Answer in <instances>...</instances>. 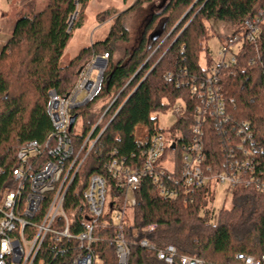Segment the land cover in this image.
Listing matches in <instances>:
<instances>
[{"label": "trees", "instance_id": "trees-1", "mask_svg": "<svg viewBox=\"0 0 264 264\" xmlns=\"http://www.w3.org/2000/svg\"><path fill=\"white\" fill-rule=\"evenodd\" d=\"M90 0H48L39 11L17 18L10 37L0 50V191L11 187V172L17 167L16 153L21 145L34 140L44 142L54 127L47 114L48 93L66 96L75 85L78 70L99 52L110 57L103 71L97 93L70 113L76 120L69 131L74 152L86 142L78 161L84 156L64 197L63 209L68 216L71 234L84 230L88 216L84 192L92 174L102 175L108 185L113 179L106 164L113 158L127 166H141L144 146L135 141L136 126L142 124L148 136L162 130L154 113L172 108L176 121L171 137L189 132L193 101L190 77L206 73L199 55L207 50L210 36L205 20L230 24L233 35H241L244 20L264 7V0H167L145 18L140 34L125 58L111 60L115 46L127 42L129 32L122 17L152 0H134L111 20L103 40L82 47L65 61V50L72 32L83 25L85 7ZM128 0H121L124 4ZM77 21L70 27L69 19ZM99 15H95V18ZM106 18L100 19V22ZM254 41L241 37L236 62L222 72L223 94L229 116L246 122L261 148L259 166L264 172V20ZM157 33V35H155ZM181 101L175 112L174 103ZM219 140V134L209 131ZM179 139V140H178ZM90 147V149H89ZM212 154L221 157L218 144ZM228 208L214 210V186L199 189L191 198L162 197L152 179L141 177L132 217L125 229L129 254L124 264H166L156 252L168 244L178 254L202 259L207 264H226L237 252L264 254V194L242 186L228 188ZM109 214L97 218L90 248L100 264H120L116 254L115 229ZM105 222V223H103ZM146 239L154 246L140 245ZM79 242L46 239L34 264H70Z\"/></svg>", "mask_w": 264, "mask_h": 264}, {"label": "built area", "instance_id": "built-area-1", "mask_svg": "<svg viewBox=\"0 0 264 264\" xmlns=\"http://www.w3.org/2000/svg\"><path fill=\"white\" fill-rule=\"evenodd\" d=\"M262 20L264 7L244 20L241 35L254 41ZM241 35L232 34L221 44L205 74L190 77L193 110L188 134L176 135L182 141L172 137L167 139L162 131L148 136L146 128L142 133L135 129V141L144 146L141 166H127L123 160L113 158L106 164L113 185H108L100 174L89 177L88 188L83 194L88 216L83 219L84 230L75 235L69 231L63 201L85 157L77 163L83 145L88 142L91 147L94 141L87 136L74 152L69 135L70 111L87 103L97 93L106 67L102 61L107 54L97 55L80 68L78 79L66 96L60 97L51 90L47 114L54 131L44 142L34 139L21 145L16 153L18 165L11 172L12 186L0 191V264H34L47 238L53 242L70 238L79 242L70 264H100L90 242L97 218L105 214H109L115 229L118 262L124 264L129 254L125 236L126 212L136 204L144 176L152 179L160 196L168 198L189 199L195 191L217 183L226 184L228 188H252L264 194V172L259 166L261 148L249 124L235 122L229 116L223 94L222 72L236 62V52L231 51L229 45L241 42ZM209 131L219 134L218 143L209 136ZM216 144L221 148L219 158L211 152ZM107 189L114 192L108 203ZM129 192L131 197L128 199ZM139 243L154 249L146 239ZM156 255L166 264H207L200 258L180 256L172 244L159 249ZM38 262L43 264V259ZM226 264H264V254L237 252Z\"/></svg>", "mask_w": 264, "mask_h": 264}, {"label": "rangeland", "instance_id": "rangeland-1", "mask_svg": "<svg viewBox=\"0 0 264 264\" xmlns=\"http://www.w3.org/2000/svg\"><path fill=\"white\" fill-rule=\"evenodd\" d=\"M48 0H0V23L8 20H15L25 15L33 14L41 10L47 3ZM165 1V0H164ZM163 0H152L148 2H143L140 6L136 7L124 17H122V23L128 30V41L119 42L113 51L111 60L114 62L119 58H125V51L130 50V48L135 44L140 31L142 24L145 18L148 17V14L152 10H157L159 4H164ZM133 0H128L126 3H122L121 0H90L85 7V19L83 25L80 28H76L72 32V37L68 43V46L65 50L64 60L67 61L85 44L103 40L107 35L108 28L110 26L111 20L114 19L117 14L122 10L126 9ZM164 2V3H162ZM158 11V10H157ZM99 15L95 18V15ZM104 21L100 22L102 18ZM76 14L72 15L69 19L70 27L74 21H77ZM208 27V33L210 36L206 40L207 50L202 51L199 55V64L205 66L206 58H213L219 52L222 43L227 41L228 37H231L233 34L234 28L227 24L226 22L210 19L205 20L204 22ZM100 26L99 28H97ZM240 45L239 41H236L229 45V48L233 52L238 51ZM230 51H228L229 53ZM103 52H99V56L103 55ZM110 57H107L103 60L107 64ZM82 97H80L81 99ZM181 105L182 102L176 101L174 103V108ZM157 116V125L162 130L165 138H170L172 135L171 127L176 121V114L172 108L166 110H161L154 113ZM76 129L80 128V119L76 120L75 123ZM139 132H143L142 128L137 129ZM114 192L110 189H107L106 193V202L112 200ZM131 197V193H128V199ZM231 202V195L227 191L226 184L217 183L214 185V199L211 203V208L214 210V216L212 222H216L217 213L222 208H228ZM127 224L130 223L132 217V209L129 207L127 209Z\"/></svg>", "mask_w": 264, "mask_h": 264}, {"label": "crops", "instance_id": "crops-1", "mask_svg": "<svg viewBox=\"0 0 264 264\" xmlns=\"http://www.w3.org/2000/svg\"><path fill=\"white\" fill-rule=\"evenodd\" d=\"M134 1V0H133ZM15 21H16V19L15 20H11V22L10 21H8V20H6V21H4V22H2V23H0V50H1V48L3 47V45L5 44V42L8 40V38L10 37V35H11V32H12V30H13V28H14V24H15ZM100 26H98L97 28H99ZM93 42V41H92ZM92 42H89V43H87V44H85V45H83L82 47H85V46H87V45H89V44H91ZM81 47V48H82ZM80 48V49H81ZM79 49V50H80ZM78 50V51H79ZM77 51V52H78ZM76 52V53H77ZM75 53V54H76ZM74 54V55H75ZM73 55V56H74ZM100 61V60H99ZM99 61H97V63H99ZM139 128H145V126L144 125H142V124H139V125H137L136 126V130L137 129H139Z\"/></svg>", "mask_w": 264, "mask_h": 264}, {"label": "water", "instance_id": "water-1", "mask_svg": "<svg viewBox=\"0 0 264 264\" xmlns=\"http://www.w3.org/2000/svg\"><path fill=\"white\" fill-rule=\"evenodd\" d=\"M155 35H157V33H155ZM102 64H105V62L102 61ZM79 71H80V69L78 70V72H79ZM75 120H76V115H72V116L70 117L69 130H71V128H72V126H73Z\"/></svg>", "mask_w": 264, "mask_h": 264}]
</instances>
